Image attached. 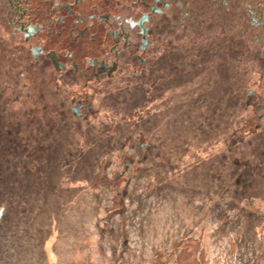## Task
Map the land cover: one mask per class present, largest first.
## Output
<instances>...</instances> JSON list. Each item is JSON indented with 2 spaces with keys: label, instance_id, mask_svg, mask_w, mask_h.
<instances>
[{
  "label": "rangeland",
  "instance_id": "374dc122",
  "mask_svg": "<svg viewBox=\"0 0 264 264\" xmlns=\"http://www.w3.org/2000/svg\"><path fill=\"white\" fill-rule=\"evenodd\" d=\"M5 6L6 0H0V7ZM9 19L6 10H0V264H204L206 253H215V264H222V256L234 254L238 264H255L252 240L264 243V150L258 154L261 167H246L249 180L245 184L241 178L240 184L232 186L224 208L213 211L209 229L203 228L204 213L202 217L197 213L205 211V201L210 202L203 193L214 198L209 189L222 186L216 177L212 184L209 177L217 171L215 165L219 168L218 161L224 170L215 176L224 173L235 180L223 157L231 154L228 158L237 165L242 155L232 151H241L247 142L246 152L250 153L249 146L256 149L258 142L247 140L260 133L264 137V127H258L264 122V112L248 104L250 90L264 97V44L257 41L255 32L248 43L235 33L226 37L218 51L205 55L204 72L195 82L183 74L182 54L176 44L180 34L173 31L165 38L159 33L158 41L163 42L156 59L159 69L137 90L145 104H120V91L131 90L132 83L121 81L117 88L99 93L92 103L93 112L79 120L71 112L49 111L55 104L51 92H58L56 86L45 84L40 73L34 72L30 48L17 41ZM40 80L46 85L43 87H49L47 91L39 89ZM153 94L158 95L155 102ZM163 95L170 97L169 104H164ZM41 100L40 110L36 105ZM183 103L189 106L185 108ZM201 111L207 112V118L197 121L198 128L185 127V118H201ZM121 112L125 123L146 115L150 124L140 127H147L151 134L157 131L152 136L163 139L142 134L133 140L143 131L134 124L128 129L129 138L102 140L103 150L108 151H103L102 165L87 180L82 177V165L93 163L92 155L84 153L96 147V140L89 138L86 129L98 123L100 132L115 133L118 123L109 117ZM170 112L169 120L164 118L151 128L157 114ZM66 114L78 121L64 123ZM191 129L201 132L196 140L191 139L195 135ZM125 152L129 156L121 158ZM110 162L116 164L112 163L117 169L114 174H106ZM77 186L91 193L114 190L104 223L89 218L84 203L77 205L78 197L82 201L86 194H73L72 188ZM157 186L164 191H155ZM138 197L142 198L140 205L134 202ZM188 216L193 223L186 221ZM110 222L119 229L112 237L107 233ZM221 223L227 225L224 235H217L223 241L213 239L221 244L215 251L209 230ZM227 236L230 238H224ZM96 238L101 247L116 246L119 241L126 250L96 259L92 253ZM79 255L84 258L78 259Z\"/></svg>",
  "mask_w": 264,
  "mask_h": 264
},
{
  "label": "flooded vegetation",
  "instance_id": "af4514ba",
  "mask_svg": "<svg viewBox=\"0 0 264 264\" xmlns=\"http://www.w3.org/2000/svg\"><path fill=\"white\" fill-rule=\"evenodd\" d=\"M6 2L7 6L0 7V10H6L10 18L9 26L17 41L30 48L36 64L33 67L34 72H39L45 84L49 86L54 84L52 87L56 86L58 91L51 92L55 104L49 106V111L71 112L79 120H86L88 114L93 112L92 103L99 93L106 92L112 86L117 88L121 81L132 83L129 85L131 90L120 91L121 94L117 97L120 104L127 107L145 104L140 101L142 94L137 90L143 89L145 84L143 82L146 79L151 81L159 69L156 59L163 50L161 47L163 42L158 41L159 33L165 38L167 33L173 31L180 34L181 39L176 41V44L182 54L183 74L194 82L204 72L202 70L205 55L218 51L221 43L232 33L244 38L248 43L255 32L258 36L257 41L260 40L264 44V0H6ZM155 80L162 81L157 78ZM41 81L39 89L47 91L49 87H43L46 85H41ZM134 81L138 84H134ZM256 96L257 100L253 101ZM33 97L35 100L36 96ZM157 97V94H153V102ZM163 98L164 104H169L170 97L165 95ZM249 99V105L264 112L262 95L250 90ZM39 102L35 103L38 109L43 101ZM183 105L185 108L189 106L187 103ZM120 107L118 106V109ZM201 113L202 117L195 120L186 117L185 127L193 128L192 126H198L197 121H204L207 112ZM121 114L123 113L109 117L110 121L118 123L115 133H109L107 130L100 132L98 123H91L90 128L86 129L87 133L91 134L89 138L124 140L129 138L128 129L137 124L136 126L139 129L143 128V131L133 137V140L142 134L154 140L163 139L152 136L153 132L157 134V131L151 134L147 127H140L150 124L146 115L125 123L122 122ZM160 114L156 115V123L152 121L154 124L151 128L161 123L164 118L169 120L172 112L165 116ZM258 116L263 118L261 114ZM65 117L64 123L74 124L78 121L67 114ZM107 123L109 127L110 122ZM258 127L263 128L264 122L259 123ZM191 130L195 134L192 140L200 137L201 132ZM185 133L188 140V130ZM262 135L260 133L247 140L258 142L256 149L249 146L250 153L246 152V142L245 148L243 147L241 151H232V154L248 155L253 161L250 165L261 167V161L258 162L261 158L258 154L264 150V144L261 142L263 140H260L264 139ZM156 148L154 146V152ZM229 155L231 156L227 153L226 157H223L224 162ZM255 156L258 157L257 160ZM218 162L219 168L216 169V165L214 167V171H217L212 176L209 174L211 182L216 172L220 173L221 161ZM153 173L152 176L155 174ZM162 188L158 187L155 191L158 189L164 191Z\"/></svg>",
  "mask_w": 264,
  "mask_h": 264
},
{
  "label": "trees",
  "instance_id": "16d2710c",
  "mask_svg": "<svg viewBox=\"0 0 264 264\" xmlns=\"http://www.w3.org/2000/svg\"><path fill=\"white\" fill-rule=\"evenodd\" d=\"M95 143H96V147L94 149H90V151L84 153L86 155H87V153L92 155V159H91L92 162L90 160V163H93V165L92 164L91 165L86 164L87 166H85V168L82 165L81 170H84L83 174H82L83 175L82 177L86 176L87 180L90 179V176H91L90 172L98 170L100 165H102V160L103 159L101 157L103 156L102 155L103 151L104 152L108 151V150H103L105 142H103L102 140H98V141L96 140ZM244 148H245V146H244ZM99 151H101V153ZM127 156H129V153H127V152H125L123 154L122 153L120 154L121 158H124V157H127ZM103 157H105V156H103ZM251 161L252 160L249 159V156L248 155L245 156L244 154L241 156V159L239 160V163L237 165L233 164V161L231 160V158H228L227 160H225V162L222 161V162H224V166L225 167L229 166L230 169L233 170V172L235 170V173L232 172V175H233L235 180H232L231 177H229L228 175H225L224 173H223V176H222V174L219 177L215 176L216 180L218 179V182L220 183V185H222V186H217V188H215V191L212 190V189L211 190L209 189L208 192L213 193V195L215 194V197L211 198L210 195H212V194H210V195L208 194L207 195L206 192L203 193L204 200L207 199L208 201H210V202H208V204H207L206 201L204 202V205H205V211L204 212H200V211L197 212L200 217H202L201 215L204 213L203 228L206 227V228L209 229V226L212 223V220L210 218H212L211 216H213V211H216L217 208H218L217 210H221V208H224L225 198L231 197L230 189L232 188V186H236V185L240 184L238 179L242 178L243 181L245 182V184L249 180V178L247 177V172H246L247 168L246 167L251 164ZM112 163L114 164V162H110L109 164H107V166H106L107 167L106 168L107 169L106 174H110V173L114 174L116 172L117 169L115 168V166H113ZM114 165H116V164H114ZM220 169L224 170L222 168V166L220 167ZM74 170L78 171L77 168H75ZM133 172L134 171H131L130 174H132ZM68 176H70V175H68ZM85 178H83V181H85ZM78 181H80V183L83 182L81 180H78ZM223 181H227L228 185L227 184L223 185V183H224ZM127 182H128V184H131L130 180H128ZM84 183L85 182H83L82 184H84ZM241 184H242V182H241ZM84 187H86V186H84ZM75 189H78V191H76ZM82 189H84V188H82ZM81 190H80L79 186H77V187H73L72 191H71V192H73V194H76V193L80 194L81 192L83 193V191L86 192V194L84 195L86 197L84 198V196H83L82 201L79 199L80 197H78V195L76 194L77 197H78L77 205L80 204V203L81 204L84 203L83 208L85 210H88V212H87L88 213V217L89 218H93L95 221H100V223H102L103 220H105L106 216L108 215V213L110 211V205L112 203V199H114L113 194L116 195V193L114 192V190H107V191H105L103 193H97L96 191L94 193H91V191L86 189V188L84 190H82V191ZM63 191H65V190L63 189ZM128 193H130V192H128ZM118 195L119 194H117V196ZM84 199H86V200H84ZM140 199H142V198L138 197V199H134L135 204L138 203V205H140V202H142V200H140ZM186 221L193 223L192 217H190V216H188ZM226 225L227 224L221 223L220 227L219 226H215L213 229L209 230V232H210L209 236L211 238L210 243L215 248V251H217L216 248L220 249L219 246L221 244L218 246V244H216L214 242V240L215 239L219 240V237L217 235H220V234L224 235L223 229L225 228ZM107 230H108L107 233H108L109 237H112L115 234L117 235L118 231H119V229L113 228L111 222L108 223V229ZM212 237H214V238H212ZM228 237L230 238V236H227V237H224V238H228ZM219 241H223V240L220 239ZM252 241H253L254 251H255V253H254L255 264H262V263H264V243H262L258 239H253ZM93 243L95 244V246H94V249L92 250V253L94 254V257L96 259H99V258H101L104 255L107 256V257H112L114 255H119L120 252L124 253L123 251L126 250V248H124V247H122V245H120L119 241H118L116 246H113L112 244H107V245H104L103 247H101L100 245L102 244V242H100V240L98 238L93 240ZM130 244H133V242H130ZM110 249L112 250V252L110 254H108L107 251L110 250ZM218 256H219V254H218ZM235 256H236L235 254H234L233 257H228L226 255L222 256L223 257L222 264L225 261L227 262V260H226L227 258H228V263H226V264H238L240 261H238V259H236ZM214 257H215V253L213 255H211V256H209L206 253L204 264H215L214 263ZM222 257L220 259L218 257L220 262H221ZM83 258H84V255H79L78 259H83Z\"/></svg>",
  "mask_w": 264,
  "mask_h": 264
},
{
  "label": "water",
  "instance_id": "95a60500",
  "mask_svg": "<svg viewBox=\"0 0 264 264\" xmlns=\"http://www.w3.org/2000/svg\"><path fill=\"white\" fill-rule=\"evenodd\" d=\"M1 214H2V211L0 212V216H1Z\"/></svg>",
  "mask_w": 264,
  "mask_h": 264
}]
</instances>
